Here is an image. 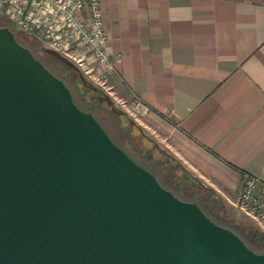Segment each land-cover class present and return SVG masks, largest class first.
<instances>
[{
	"label": "water",
	"instance_id": "obj_1",
	"mask_svg": "<svg viewBox=\"0 0 264 264\" xmlns=\"http://www.w3.org/2000/svg\"><path fill=\"white\" fill-rule=\"evenodd\" d=\"M0 264H264L119 146L0 26Z\"/></svg>",
	"mask_w": 264,
	"mask_h": 264
},
{
	"label": "crops",
	"instance_id": "obj_2",
	"mask_svg": "<svg viewBox=\"0 0 264 264\" xmlns=\"http://www.w3.org/2000/svg\"><path fill=\"white\" fill-rule=\"evenodd\" d=\"M100 2L110 91L145 103L131 110L148 132L236 205L244 174L264 181V0Z\"/></svg>",
	"mask_w": 264,
	"mask_h": 264
},
{
	"label": "built area",
	"instance_id": "obj_3",
	"mask_svg": "<svg viewBox=\"0 0 264 264\" xmlns=\"http://www.w3.org/2000/svg\"><path fill=\"white\" fill-rule=\"evenodd\" d=\"M0 16L50 49L74 59L77 65L87 68L95 82L108 86L115 67L108 53L100 0H0ZM134 99L135 110L149 111L139 98ZM238 206L264 227V181L244 174Z\"/></svg>",
	"mask_w": 264,
	"mask_h": 264
},
{
	"label": "rangeland",
	"instance_id": "obj_4",
	"mask_svg": "<svg viewBox=\"0 0 264 264\" xmlns=\"http://www.w3.org/2000/svg\"><path fill=\"white\" fill-rule=\"evenodd\" d=\"M2 19L3 18L0 16V23L3 24L4 21ZM10 27L18 34L20 41L40 57L52 70L64 76L66 75V78H68L72 84L78 81L80 83L77 86L79 90L84 93L90 89L97 91L98 101L94 106L95 114L110 135L119 144L126 147L140 161L144 158L149 162L147 153H144L143 149H153L156 163L162 164L165 169L171 172L174 171L175 166L178 167L181 165L186 173L179 170L178 174L181 176L188 174L192 179V183H194L193 188H189V191L184 195L186 200L193 201L197 198L202 206L218 220H221L226 225L239 231L246 228H248V232L250 233L256 231L255 233L264 241V227L258 225L240 209L238 206L239 197L237 204L233 205L221 195L214 194V190L209 187L206 182L186 169L175 156L169 153L160 140L156 139L148 132L137 116L138 114L131 110V108H133L132 103L135 99L133 102H128L130 106H126L127 104H124V101L120 100L115 93L110 91L108 86L105 87L95 82L87 74V68L77 65L74 59L50 49L46 44L36 38L28 37L27 34L18 30L14 25ZM134 148L140 149V155ZM162 180L166 185L168 184L165 178ZM191 194L197 195L193 197Z\"/></svg>",
	"mask_w": 264,
	"mask_h": 264
},
{
	"label": "trees",
	"instance_id": "obj_5",
	"mask_svg": "<svg viewBox=\"0 0 264 264\" xmlns=\"http://www.w3.org/2000/svg\"><path fill=\"white\" fill-rule=\"evenodd\" d=\"M4 21V23H0V26H8L10 27L11 25H13L10 21H8L6 18L2 19ZM11 28V27H10ZM12 29V28H11ZM13 30V29H12ZM14 31V30H13ZM15 32V31H14ZM16 34V38L19 41L20 44L24 45L19 37L18 34L15 32ZM28 37H33L31 35H28ZM34 38V37H33ZM25 46V45H24ZM27 47V46H26ZM30 49V48H29ZM31 50V49H30ZM32 51V50H31ZM32 53L35 55L36 58H38L49 70H51L55 75H57L59 78H61L66 85L70 88V90L73 93V96L75 98L76 103L80 106V108H82L84 111L87 112H91L95 115V117L98 119L97 115L95 114L94 111V106L95 103L98 101V96H97V91L90 89L87 92H82L81 90H79V88L77 87L80 83L77 81L76 83L72 82L66 78V75L64 76L63 74H60L54 70H52L40 57H38L33 51ZM76 86H75V85ZM90 88V87H88ZM99 120V119H98ZM100 121V120H99ZM101 122V121H100ZM102 124V123H101ZM103 125V124H102ZM104 126V125H103ZM105 128V126H104ZM106 129V128H105ZM107 130V129H106ZM108 132V131H107ZM109 133V132H108ZM110 134V133H109ZM111 136V135H110ZM112 137V136H111ZM113 138V137H112ZM113 140L123 148V150L135 161L137 162L139 165L143 166L144 168H146L147 170H149L151 173H153L157 179L160 181V183L170 189L175 195H177L179 198L186 200V198H184V195L187 193V191H189V188H193L194 183H192V179L190 178V176H188V174L186 175H179L178 172L179 170H181L182 172L186 171L181 167V165H179L178 167L175 166V169L173 172H171L170 170H167L164 168V166L162 164H158L156 163L155 155H153V149L151 148H146L143 149L144 153H147L149 162H147L142 156H140L141 158H143L142 161H140L137 157H135L126 147L122 146L121 144H119L114 138ZM153 148V146H152ZM135 150H137V152L140 151L139 148H134ZM159 154H162L160 152H158ZM184 174V173H183ZM163 178H165L166 182L169 184L166 185L164 183V181L162 180ZM213 191V190H212ZM214 194H216L215 191H213ZM192 195V194H191ZM197 195V194H196ZM196 195H192L193 197ZM192 201V200H189ZM193 201H196L200 207L204 210V212L210 216L213 220H215L217 223L228 227L230 229H232L236 234H238L244 241L245 243L253 250L260 252V253H264V241L262 240V238H260V236H258L255 232H248V228L244 229V230H237L234 229L233 227L226 225L225 223H223L221 220H218L217 218H215L209 211H207L206 208H204V206H202V204L198 201V199H194Z\"/></svg>",
	"mask_w": 264,
	"mask_h": 264
}]
</instances>
